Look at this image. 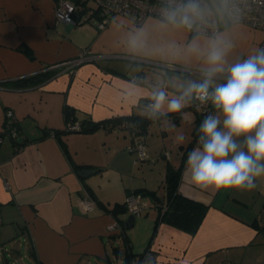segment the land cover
<instances>
[{
  "label": "crops",
  "instance_id": "crops-1",
  "mask_svg": "<svg viewBox=\"0 0 264 264\" xmlns=\"http://www.w3.org/2000/svg\"><path fill=\"white\" fill-rule=\"evenodd\" d=\"M54 6L55 0H0V130L9 111L20 129L16 137L5 134L0 142V250L11 240L15 245L11 254L18 261L25 257L24 243L33 264H112L108 249L117 247L112 243L116 237L123 240L122 228L132 251L141 253L158 211L148 195L141 196L142 213L126 225L131 215L127 210L112 214L106 208L140 189L162 194L168 166L182 163L193 139L198 111L187 102L178 112H169L165 105L153 113L152 93L164 90L171 99L179 95L181 84L200 81L203 62L184 50L194 38L204 43L211 36L189 35L182 26L154 17L140 25H134L131 17H116L101 30L94 19L77 13L75 24H64L56 21ZM218 33L233 44L229 63L254 54L262 39L259 29L244 24L223 26ZM134 37L142 47L132 46ZM84 50L116 56L67 72L61 64ZM46 71L52 75L42 82L16 84ZM65 104L78 118L90 116L94 121L153 113L157 118L151 124H158L162 148L158 153L151 144L152 125L144 136L146 158L139 163L130 150L137 136L123 125L62 134L72 161L96 169L81 177L55 136H44L48 130L65 129ZM168 119L186 126L182 142L177 126L171 133L176 159L166 147ZM12 138L24 142L15 144ZM185 165L178 191L207 209L194 232L166 222L158 225L150 244L157 253L155 264L264 262V177L252 190L202 191L191 183ZM85 197L95 201L92 211L84 210ZM114 222L112 230L109 225ZM136 228L142 234L139 247ZM118 250L121 255L115 253V259L122 264Z\"/></svg>",
  "mask_w": 264,
  "mask_h": 264
},
{
  "label": "clouds",
  "instance_id": "clouds-1",
  "mask_svg": "<svg viewBox=\"0 0 264 264\" xmlns=\"http://www.w3.org/2000/svg\"><path fill=\"white\" fill-rule=\"evenodd\" d=\"M206 11L199 0H189L166 9L164 21L192 29ZM132 46L140 48L142 41L134 37ZM232 48L223 34H214L204 43L194 38L184 51L203 62L202 79L181 84L180 95L171 99L164 90L152 93L153 113L165 105L169 112H178L193 98L213 106L214 114L200 122L185 165L191 183L202 191L252 190L264 177V49L229 63ZM179 139L182 142L183 136Z\"/></svg>",
  "mask_w": 264,
  "mask_h": 264
},
{
  "label": "built area",
  "instance_id": "built-area-1",
  "mask_svg": "<svg viewBox=\"0 0 264 264\" xmlns=\"http://www.w3.org/2000/svg\"><path fill=\"white\" fill-rule=\"evenodd\" d=\"M188 2L189 0H55L54 17L57 22L75 24V15L79 13L86 15L89 19H94L97 28L102 30L116 17H131L134 25L142 24L148 17L164 21L166 9H175L181 4H187ZM199 3L207 11L204 18L197 20L192 29L183 27L189 35L213 36L223 26L244 24L262 32V39L257 50L264 49V0H199ZM111 56L116 55L84 50L76 58L65 61L61 65L65 67L67 72H72L83 63ZM221 82L223 81L221 80ZM189 102L203 119L214 112L210 102L201 103L195 98ZM8 116L12 117L10 111L7 112ZM67 128L69 130H77L79 129V124L78 122L70 123L67 124ZM4 130V128L1 129V131ZM11 136L16 137V132L13 131ZM1 140L2 136L0 135V142ZM130 150L137 152L136 162L146 158L143 139L137 137ZM125 202L126 209L132 216H139L142 213L144 204L139 193H129ZM82 206L84 210L92 211L95 209L96 203L94 200L85 197ZM116 226L117 224L114 222L109 225V228L113 230ZM156 261L157 253L149 246L135 261H130L128 264H155ZM261 264H264V262Z\"/></svg>",
  "mask_w": 264,
  "mask_h": 264
},
{
  "label": "trees",
  "instance_id": "trees-1",
  "mask_svg": "<svg viewBox=\"0 0 264 264\" xmlns=\"http://www.w3.org/2000/svg\"><path fill=\"white\" fill-rule=\"evenodd\" d=\"M23 49H25L26 53H30L29 49L27 48H23ZM51 75H52V72H49V71L38 73L36 75L29 76L28 78L21 79L17 81L16 84L24 85V84L39 83L49 78ZM153 115H154L153 113H150L147 111L143 115L131 114L129 116H116V117L107 118V119L100 120V121H94L90 118V116H83L82 118H78L76 115L75 109L65 104L63 106V117H64V121L66 124L65 129L48 130L44 132V136L49 135V134H52L53 136H55V138L57 139L59 143L61 151L63 152L64 156L67 158L69 164L72 166V168L75 171H77L81 169L82 166L77 165L72 161L71 156L67 150V146L61 138L62 134L73 132V131L91 133V132L96 131L100 127L113 128V127L123 125L127 127L134 136H137L143 139V136L146 135L148 127L151 125L153 120L157 118L156 115H154L156 117H154ZM202 120H203V117L200 114H198L197 118L195 119L196 124L193 130V139L191 140V142L187 145V147L184 150V154H183L184 160L182 161V163L178 167L168 166L167 172L164 178V192L162 194H158L156 191H151V190H146V189H140V190L132 192V193H139L141 196L148 195L158 211L156 219H155L153 231H152V236L149 242L147 243L146 248L150 246L152 242V238L156 232V229L161 222L170 223L188 232H194L198 228L206 212V209H207L206 205L200 202H196L194 200H190L182 196L178 191V185H179V181L181 178L182 169L187 160V155L189 151L195 145V142L198 136V128ZM75 122H78L79 129L69 130L67 128V124L75 123ZM3 128L5 130L4 131L0 130L1 136L5 134L11 135L13 131L16 133L20 131L17 122L10 116L5 118ZM13 141L15 144H19V145H22L24 142V140L16 141V139H13ZM106 209L112 214L126 211L127 210L126 202L125 201L123 203L115 202L110 208H106ZM123 231H124V227L122 228V233H121V235H123V243H124L123 252L121 251L122 264H128L135 256L137 255L140 256L142 252L136 254L132 251L129 239L123 233ZM112 253L121 255L118 250V247H114L112 249Z\"/></svg>",
  "mask_w": 264,
  "mask_h": 264
},
{
  "label": "rangeland",
  "instance_id": "rangeland-1",
  "mask_svg": "<svg viewBox=\"0 0 264 264\" xmlns=\"http://www.w3.org/2000/svg\"><path fill=\"white\" fill-rule=\"evenodd\" d=\"M149 68H151V67H149ZM164 71V73L166 74L168 71H166V70H163ZM151 72V71H150ZM173 73V72H172ZM154 77L156 76V73H151ZM189 75V74H188ZM187 75V76H188ZM158 86L160 87V84H158ZM169 120V123H168V126H169V128H170V130H169V132H168V137H167V139H166V143H167V148L168 149H170V150H172V153H173V157H174V159H176L175 158V156H176V153H177V148L175 147V145L173 146V144L171 143V140H170V137H171V133H172V131H175L174 129L176 128V126L178 127L177 128V132H179L180 131V133H182L181 135H183V134H185V129H186V126L185 127H183V125H181V126H178V125H176V123H174L173 121H172V119H168ZM166 123H167V121H165ZM152 125V127L150 128V129H152V134H153V141H151V144H152V146L153 147H155V148H157L158 150V153H159V151H160V148H162V145H160L161 144V140H162V133H161V131L159 130V127H158V124L157 123H154V124H151ZM150 125V126H151ZM170 133V134H169ZM156 134H157V137L158 138H156ZM145 136V135H144ZM143 136V140L145 139V137ZM146 141L144 140V143H145ZM145 146H146V143H145ZM172 146L173 147H175L174 149L172 148ZM160 147V148H159ZM147 150V149H146ZM131 154H133V155H135L136 156V154H137V152L136 151H134L133 153H131ZM162 163H165V160H162V159H159ZM141 161H143V160H140V161H138L137 163H139V162H141ZM175 161V160H174ZM143 164V163H142ZM1 225V224H0ZM136 231H137V228L135 229V233H136ZM136 236H137V241H138V247H139V245H140V243H141V237H142V234H141V231H137V234H136ZM143 241V240H142ZM113 243V245H115V246H117V247H119V249H121V251L123 252V249H124V243H123V240H122V237L121 236H118V237H116V239L112 242ZM23 245V247H22V252L24 253V255H25V257L22 259V261H18V260H15L14 259V257L12 256V250H14V247H15V245H14V243H12L11 242V240L10 241H6L5 243H4V246L3 247H1V250H0V264H33L32 263V261H31V259L28 257V255L26 254V252H24L25 251V244L23 243L22 244ZM136 249V248H135ZM109 251V254H110V257H111V259H112V264H120V260H116L115 259V255L111 252V250H110V248L108 249ZM93 264H95V263H93Z\"/></svg>",
  "mask_w": 264,
  "mask_h": 264
},
{
  "label": "water",
  "instance_id": "water-1",
  "mask_svg": "<svg viewBox=\"0 0 264 264\" xmlns=\"http://www.w3.org/2000/svg\"><path fill=\"white\" fill-rule=\"evenodd\" d=\"M96 169L95 168H82L78 171V175H80L81 177H86L87 175H89L90 173L94 172ZM133 219V216L130 215L129 219L126 222V225L129 221H131Z\"/></svg>",
  "mask_w": 264,
  "mask_h": 264
}]
</instances>
